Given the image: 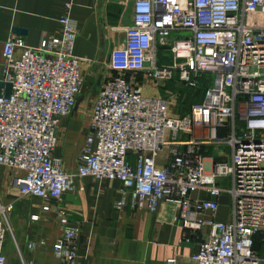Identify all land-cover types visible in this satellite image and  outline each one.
<instances>
[{
    "label": "built area",
    "instance_id": "2783aa9c",
    "mask_svg": "<svg viewBox=\"0 0 264 264\" xmlns=\"http://www.w3.org/2000/svg\"><path fill=\"white\" fill-rule=\"evenodd\" d=\"M129 3L131 23L109 51L113 73L93 101L74 170L52 154L58 117L72 109L84 79L71 1L56 32L37 45L17 34L5 38L2 72L11 91L0 94V164L12 169L19 196L48 200L42 208L61 225L51 245L60 264H80L79 228L58 202L76 175L120 180L117 208L153 211L160 200L172 201L185 239L189 232L198 238L192 264H264L255 246L264 243V0ZM138 74L157 88L170 79L199 88V76L210 79L201 99L177 113L172 104L183 93H147ZM208 146L222 157L207 156ZM226 176L228 187L219 181ZM201 190L208 196H193ZM222 192L231 198L228 221L213 215ZM12 207L0 203V264H8L2 247ZM38 243L44 240L27 246ZM20 264L35 263L24 257Z\"/></svg>",
    "mask_w": 264,
    "mask_h": 264
},
{
    "label": "crops",
    "instance_id": "0c3cea01",
    "mask_svg": "<svg viewBox=\"0 0 264 264\" xmlns=\"http://www.w3.org/2000/svg\"><path fill=\"white\" fill-rule=\"evenodd\" d=\"M66 1H71L70 16L77 28L74 54L84 57L80 63L82 90L68 114L58 117L59 139L52 149L61 167L69 171L74 170L84 143L93 101L105 76L113 73L107 66L109 51L121 43L123 28L131 23L130 0H0V94L6 90L2 72L5 38L17 34L28 45H37L41 37L56 32V19L65 13ZM137 79L147 93L163 91V86L155 87L144 75L138 74ZM169 81L172 79L164 84ZM184 97L179 107L172 104L173 111L183 113L189 108L192 102ZM207 156L222 157L213 146L207 147ZM219 181L230 185L227 176ZM73 185L58 202L67 211L70 222L79 228L80 264H166L170 256H176V264H192L190 254L198 249V238L189 232L190 239H185L186 232L175 219L172 201L160 200L153 211L117 208L120 180L76 175ZM201 195L208 196L202 190L193 193ZM47 201L38 195L19 196L12 169L0 164V203L13 204L8 215L11 231L6 232L2 247L8 264H20L24 257L33 259L35 264H60L51 245L61 225L51 209L42 208ZM230 205L229 194L220 193L214 218L230 220ZM41 239L44 243L28 248L29 241Z\"/></svg>",
    "mask_w": 264,
    "mask_h": 264
},
{
    "label": "rangeland",
    "instance_id": "374dc122",
    "mask_svg": "<svg viewBox=\"0 0 264 264\" xmlns=\"http://www.w3.org/2000/svg\"><path fill=\"white\" fill-rule=\"evenodd\" d=\"M161 54V53H160ZM164 55V52L162 53ZM199 82L201 83L200 86H203L202 88H204V86L207 84V82L209 81L210 79V76L206 75V74H203L201 76H199ZM166 88H170L172 89L174 92L175 91H178V92H182L184 94L186 93H190V92H195L197 90V87H190V86H187L186 84H184L183 82L180 83L179 81H177L176 79H172V81H169L166 83V85L161 88L162 90H165ZM179 107V106H178ZM220 147H223L225 148L226 151L229 150V148H227L226 145H223V144H220ZM255 246H257L261 252V254L264 255V243H259L257 242L255 244Z\"/></svg>",
    "mask_w": 264,
    "mask_h": 264
},
{
    "label": "trees",
    "instance_id": "16d2710c",
    "mask_svg": "<svg viewBox=\"0 0 264 264\" xmlns=\"http://www.w3.org/2000/svg\"><path fill=\"white\" fill-rule=\"evenodd\" d=\"M203 86H199V88H197V90L195 92H190V93H186L184 94L183 91V96H185L184 98L186 100L190 102H193V101H199L203 95ZM256 244V243H255Z\"/></svg>",
    "mask_w": 264,
    "mask_h": 264
},
{
    "label": "water",
    "instance_id": "95a60500",
    "mask_svg": "<svg viewBox=\"0 0 264 264\" xmlns=\"http://www.w3.org/2000/svg\"><path fill=\"white\" fill-rule=\"evenodd\" d=\"M3 83L5 84V89H6L4 93L5 94H9L10 91H11V88H10L11 87V83L8 82V81H5V80L3 81Z\"/></svg>",
    "mask_w": 264,
    "mask_h": 264
}]
</instances>
